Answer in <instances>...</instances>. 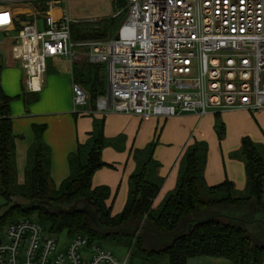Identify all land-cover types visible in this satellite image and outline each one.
<instances>
[{"label":"built area","instance_id":"1","mask_svg":"<svg viewBox=\"0 0 264 264\" xmlns=\"http://www.w3.org/2000/svg\"><path fill=\"white\" fill-rule=\"evenodd\" d=\"M62 1L44 0V10H34L13 36L1 32L5 58L20 63L25 93L41 92L46 59L54 58L104 66L106 91L96 98L94 115L167 119L264 108V0H125L111 38L79 42L72 41L71 26L96 21L73 20ZM24 5L0 0V8ZM71 95L72 111L83 113L88 96L73 82ZM126 262L82 235L60 243L35 219L0 229V264Z\"/></svg>","mask_w":264,"mask_h":264},{"label":"trees","instance_id":"2","mask_svg":"<svg viewBox=\"0 0 264 264\" xmlns=\"http://www.w3.org/2000/svg\"><path fill=\"white\" fill-rule=\"evenodd\" d=\"M120 13L96 26L73 24L74 42L106 40L116 32L125 16V0L114 2ZM122 9V10H121ZM1 13V12H0ZM9 14L0 16V29ZM23 21L14 20L16 31ZM97 23V22H96ZM93 24V23H92ZM73 83L88 96L87 106L94 110L95 100L105 93V73L101 65L74 64ZM36 97L23 95L29 104ZM12 98L0 90V229L20 219H33L49 234L82 235L88 244L123 247L143 262L166 259L167 264H188L197 258L223 259L230 264L264 263V148L243 138L234 157L244 163L245 186L242 192L224 181L207 186L203 170L207 146L195 142L179 161L174 190L156 209L152 202L161 180L153 159L155 144L134 150L135 169L128 178V196L122 211L111 216L106 206L109 190L93 188V174L105 166L101 151L110 144L103 136L102 123L94 121L84 144L68 159L69 175L59 187L50 177L49 150L42 140V128H35L34 141L26 155L23 182L15 171V136L12 133L10 103ZM218 139L224 134L216 120Z\"/></svg>","mask_w":264,"mask_h":264},{"label":"crops","instance_id":"3","mask_svg":"<svg viewBox=\"0 0 264 264\" xmlns=\"http://www.w3.org/2000/svg\"><path fill=\"white\" fill-rule=\"evenodd\" d=\"M34 10L43 11L44 0H25L24 6L0 8V16L5 11L9 14L0 33H15L14 20L18 16L31 20L32 17L28 16ZM2 55L3 51L0 52ZM4 59L5 64L0 67V90L13 99L10 114L12 133L15 136L17 182H23L26 155L33 144L36 127L42 128V140L50 155V177L57 188L69 175V157L87 140L94 121H100L103 136L110 144L101 151V161L105 166L93 174L91 186L106 187L109 190L106 206L110 208L111 216L118 215L126 204L128 178L135 169L132 158L134 150H142L150 143L155 144L153 159L158 163L156 175L161 180L160 189L151 206L156 209L165 196L174 190L180 158L193 143L204 142L207 146L203 170L206 185L214 186L228 181L238 192H242L245 186L244 163L233 155L239 152L242 139L248 138L264 148V108L254 113L228 110L207 113L202 117L184 114L167 119L123 114L94 115L87 105L79 110L83 113H74L71 102L73 80L69 63L59 71L50 70L46 73V69L41 92L33 94L35 101L24 106L21 98L25 93L21 87L22 71L16 62ZM216 120L222 123L224 129L220 140L215 131ZM84 255L86 263L89 254ZM219 260L223 259L197 258L190 260L189 264H224L218 263Z\"/></svg>","mask_w":264,"mask_h":264},{"label":"rangeland","instance_id":"4","mask_svg":"<svg viewBox=\"0 0 264 264\" xmlns=\"http://www.w3.org/2000/svg\"><path fill=\"white\" fill-rule=\"evenodd\" d=\"M59 7H61L63 10H66L68 12L69 16L73 20H95L97 23L95 22L93 24H89V25H93V26H96L99 23H103V22L107 21L108 19L112 18L113 15H115L117 13V11L119 10V8L116 7V4L114 2H112L111 0H66V1H62L61 4L59 5ZM37 28H38V30L43 29L42 22L39 18L37 21ZM14 34L15 33H12L11 36H13ZM2 38H3V34L0 33V40ZM1 49H2V46H0V52L3 51ZM5 57L6 56L4 54L2 56H0V67H3V65L5 64L4 63ZM16 63L18 65V67H20V63L17 61H16ZM45 64H46V69H47L46 73H48V71H50V70L59 71V70L65 68V66L68 65V62L64 61V60H57L54 58H48V59H46ZM102 67L104 68V66H102ZM20 69H21V67H20ZM104 73H105V90H106L107 78H106L105 68H104ZM44 77H46V74ZM21 87H22V78H21ZM23 95H26V93H23ZM27 96L31 97V96H33V94H28ZM16 101H18V100H16ZM21 102H22V100H21ZM22 103L24 106L27 105L24 101ZM1 204H3L2 200H0V205ZM32 218L35 219V217H32ZM55 236L59 239L60 243L65 242L67 239V235L65 232H62V233L55 235ZM100 246L103 249H106L107 251H109L116 258L117 261H122L125 258H127L126 264H167L166 259H163V258H159L156 261L143 262L142 260H140L138 258L130 257V253L127 252L126 249H124L123 247L116 246L114 244H112V245H108V244L107 245H104V244L101 245L100 244ZM218 263H224L225 264L228 262H226L225 260H219Z\"/></svg>","mask_w":264,"mask_h":264}]
</instances>
